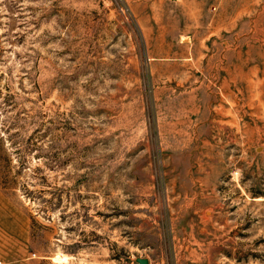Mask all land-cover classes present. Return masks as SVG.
Instances as JSON below:
<instances>
[{
  "label": "rangeland",
  "instance_id": "rangeland-1",
  "mask_svg": "<svg viewBox=\"0 0 264 264\" xmlns=\"http://www.w3.org/2000/svg\"><path fill=\"white\" fill-rule=\"evenodd\" d=\"M264 264V0H0V264Z\"/></svg>",
  "mask_w": 264,
  "mask_h": 264
},
{
  "label": "water",
  "instance_id": "water-1",
  "mask_svg": "<svg viewBox=\"0 0 264 264\" xmlns=\"http://www.w3.org/2000/svg\"><path fill=\"white\" fill-rule=\"evenodd\" d=\"M136 261L139 264H148V261L146 258H137Z\"/></svg>",
  "mask_w": 264,
  "mask_h": 264
}]
</instances>
